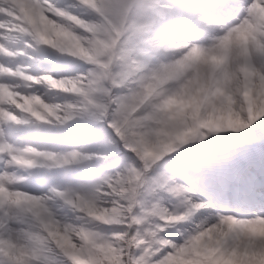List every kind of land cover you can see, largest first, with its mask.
I'll return each instance as SVG.
<instances>
[{"label": "snow or ice", "instance_id": "1", "mask_svg": "<svg viewBox=\"0 0 264 264\" xmlns=\"http://www.w3.org/2000/svg\"><path fill=\"white\" fill-rule=\"evenodd\" d=\"M14 38L92 67L55 77L0 60V264H52L55 249L71 264L264 260V216L216 213L210 226L204 219L191 233L178 227L182 243L167 231L200 210L213 213L212 200L223 203L232 193L264 203V0H69L63 7L0 0V54H27L8 45ZM36 84L67 95L46 101L30 91ZM92 121L107 124L104 152L75 140L71 147L21 142L46 134L55 141L54 129ZM15 125L28 132L14 136ZM228 130L239 135L218 136L197 155L177 154L169 160L174 174L160 170L158 162L183 145ZM122 148L132 154L123 156V168L77 187L54 184L37 194L15 186L29 179L18 169H43L48 180L47 170ZM236 150L245 164L207 162L210 153ZM59 201L83 223L58 219L50 202ZM15 220L29 228L15 230Z\"/></svg>", "mask_w": 264, "mask_h": 264}, {"label": "rangeland", "instance_id": "2", "mask_svg": "<svg viewBox=\"0 0 264 264\" xmlns=\"http://www.w3.org/2000/svg\"><path fill=\"white\" fill-rule=\"evenodd\" d=\"M89 15V13H87V14H85V17L86 18H91V16L89 15V17H87ZM56 51H58V50H56ZM63 54H65L66 56H68L70 59H76V57H72V56H70L69 54H67V53H63ZM71 61V60H70ZM67 62V61H66ZM71 62H73V61H71ZM91 67H92V65H91ZM88 68H87V66L83 69V71H81V72H85L86 70H87ZM81 72H79V73H81ZM63 97H66V95L65 94H61ZM65 98H63V100H64ZM62 100V99H61ZM62 100V101H63ZM93 122V121H92ZM256 123H259V120L258 121H256L252 126H250V127H254V126H256ZM247 131H249V129H244V130H242V132H247ZM53 133L55 134V141L54 142H56V141H62L63 139H68V137H66V136H64L65 135V132H56V131H53ZM74 133H70V137L73 139V140H71V141H76L77 142V140H78V136L76 137V135H73ZM221 135H239V133H234V132H232V130H228L226 133H220V134H212L211 136H209V137H207L206 138V140L205 141H191V142H189V144H187V145H183L180 149H178V151H181V150H183V149H185L186 147H192V146H194V144L196 145V146H198V147H200L202 144H206L208 141H212L214 138H216V137H218V136H221ZM97 136H98V134L95 136V138H97ZM44 137H47L48 139H49V135L48 134H46ZM40 141H42V139H40ZM51 141H53V140H51ZM49 142V141H48ZM53 142V143H54ZM127 163V162H126ZM126 163H124V164H122V165H119V166H116L115 168H113L111 171H109V172H114V171H117V170H119L120 168H123L124 166H125V164ZM139 163H141L140 161H139ZM138 163V164H139ZM211 164H213V161H212V163ZM63 169L64 168H56V169H51V170H47V174H51V175H54V177H55V179H59L60 178V176L63 174ZM20 171H22V175L23 176H28V177H31L32 178V176L31 175H33V174H35L37 171H38V176H43L44 175V172H45V170H42V169H40V168H34V169H30V170H25V169H21ZM24 171H26V173L24 172ZM165 171V170H164ZM168 172V171H167ZM53 173H55V174H53ZM169 174H173L172 172H168ZM101 174H103V173H101ZM100 174V175H101ZM37 176V177H38ZM33 179V178H32ZM35 180V179H34ZM53 180H51L50 182H52ZM85 181H88V180H86V179H84L81 183H84ZM186 183H187V181H185ZM80 183V184H81ZM58 185V186H60L61 188H65V187H77L78 185H77V183L76 182H74V180H70L68 183H53V185ZM79 184V185H80ZM19 185H21V182L19 183H17L15 186L17 187V186H19ZM189 186H192L191 184H189ZM198 194H200L199 192H198ZM173 200H175V198L173 197ZM168 203V202H167ZM166 203V204H167ZM169 206H172V205H169ZM56 208H57V206H56ZM70 208V207H69ZM66 209H68V206H65V207H63V209H61V211H59V212H55L56 213V215H57V218L58 219H61L62 220V222H72L73 220H71V219H69V218H67L68 216H69V214H67L66 212H68V210H66ZM54 211H55V209H53ZM73 212H75V214H77L78 216L79 215H81L78 211H73ZM220 214H223L222 212H220L219 213V215ZM228 214H230V213H228ZM231 214H233V215H236L237 216V214H234V213H232L231 212ZM61 216H63V217H65V218H61ZM211 217H213L214 219L215 218H217V215H216V213H214V214H212V216ZM188 221H190V220H187V221H181V222H176V226H174V227H171V228H174V230H172V231H170V233H175V235H170L168 238L169 239H173V240H177V241H179V242H183V239L185 238V237H181V236H179V234L177 233V228L179 227V226H181L182 225V227H179V228H182V229H184V228H186L187 230H188V232L189 233H191L192 232V230L195 228L194 226H192L190 223H188ZM79 223L80 224H82L83 223V220H80L79 221ZM12 225L14 226V228H15V230H27L28 228H29V225L27 224V223H25L23 220H15V221H13L12 222ZM105 228H107V227H105ZM194 234V233H193ZM49 258H50V260H51V262H52V264H71V262L70 261H68V259H67V257L66 256H64L63 255V253L62 252H60V250L59 249H55L53 252H51V253H49Z\"/></svg>", "mask_w": 264, "mask_h": 264}, {"label": "bare ground", "instance_id": "3", "mask_svg": "<svg viewBox=\"0 0 264 264\" xmlns=\"http://www.w3.org/2000/svg\"><path fill=\"white\" fill-rule=\"evenodd\" d=\"M63 96H64V95H63ZM62 100H63V99H62ZM49 102H53V100H49ZM203 211H204V210H200V212H203ZM200 212H199V213H200ZM199 213H197V214L200 215ZM211 216H212V215H211ZM197 218H198V217H197ZM204 219H205V217H204L202 220H204ZM202 220H201V221H202ZM79 221H80V220L75 219L74 221H72V223L80 224ZM197 222H200V219H199ZM215 222H216V221H212V222H210V223H208V224H209V226H210L212 223H215Z\"/></svg>", "mask_w": 264, "mask_h": 264}, {"label": "clouds", "instance_id": "4", "mask_svg": "<svg viewBox=\"0 0 264 264\" xmlns=\"http://www.w3.org/2000/svg\"><path fill=\"white\" fill-rule=\"evenodd\" d=\"M262 230H264V229H262ZM258 264H264V260L258 261Z\"/></svg>", "mask_w": 264, "mask_h": 264}]
</instances>
